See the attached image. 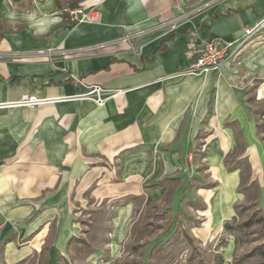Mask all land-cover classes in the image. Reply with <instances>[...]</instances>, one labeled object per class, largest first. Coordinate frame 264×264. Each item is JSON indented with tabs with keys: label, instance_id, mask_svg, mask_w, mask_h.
I'll use <instances>...</instances> for the list:
<instances>
[{
	"label": "crops",
	"instance_id": "crops-1",
	"mask_svg": "<svg viewBox=\"0 0 264 264\" xmlns=\"http://www.w3.org/2000/svg\"><path fill=\"white\" fill-rule=\"evenodd\" d=\"M80 4L97 18L70 20L64 8ZM263 14L264 0H0V264L46 242L56 264L87 191L158 196L187 176L196 140L213 183L196 188L211 197L219 180L215 214H228L241 168L223 157L235 137L238 158L264 169V108L248 101H264V40L217 70H185L194 42L221 38L232 53ZM92 85L116 92L97 104Z\"/></svg>",
	"mask_w": 264,
	"mask_h": 264
},
{
	"label": "rangeland",
	"instance_id": "rangeland-1",
	"mask_svg": "<svg viewBox=\"0 0 264 264\" xmlns=\"http://www.w3.org/2000/svg\"><path fill=\"white\" fill-rule=\"evenodd\" d=\"M248 101L258 111L264 108V101L257 102L250 96ZM256 120L264 151V120L258 116ZM235 140L234 148L223 157L227 166L241 161L238 157L242 154V141L236 137ZM200 141L187 146L191 151L187 176L176 173L158 196L150 197L142 188L136 194H123L121 190L109 194V185L98 193L87 191L73 208L74 235L84 237L87 244L72 242L64 250L65 260L60 264H198L199 259L204 264H229L234 255L264 242V221L243 229H224L226 222L245 220L257 208L261 209L260 214L264 213V169L254 174L251 164L243 162L234 189L240 193L232 196L227 192V198L232 197L227 204L229 212L219 216L214 207L220 181L212 188L211 197L196 188L199 183L212 181ZM120 181L112 182L118 186ZM21 264H42V254ZM243 264H264V257L256 255Z\"/></svg>",
	"mask_w": 264,
	"mask_h": 264
},
{
	"label": "built area",
	"instance_id": "built-area-1",
	"mask_svg": "<svg viewBox=\"0 0 264 264\" xmlns=\"http://www.w3.org/2000/svg\"><path fill=\"white\" fill-rule=\"evenodd\" d=\"M207 4V3H206ZM67 17L76 22L80 21H94L97 18V11L95 4H80L76 7L64 8ZM171 29L176 27V24L169 21ZM264 14L260 20L251 27H245L242 38L239 41V46L232 53L228 52V48L232 45V42L225 41L221 38H212L203 40L199 43L194 42L192 45L191 56L193 61L190 63L185 73H199L217 70L219 65L228 58H234L239 51L247 44H254L258 41L264 40ZM104 89L98 85H92L85 96L91 97L97 104H101L105 99L115 93ZM33 99H23L21 103H32Z\"/></svg>",
	"mask_w": 264,
	"mask_h": 264
},
{
	"label": "trees",
	"instance_id": "trees-1",
	"mask_svg": "<svg viewBox=\"0 0 264 264\" xmlns=\"http://www.w3.org/2000/svg\"><path fill=\"white\" fill-rule=\"evenodd\" d=\"M240 160H241L240 162H237V163L235 162L232 165L229 164L228 168L231 169V168L242 167L243 162L248 166V162L246 161V158H242ZM161 183H163V181L159 182V184H161ZM212 185H213L212 182H208V183H200L198 186L199 187H211ZM247 206H250V205H243V208H245ZM260 212H261V209L257 208L255 210H253L252 213L249 215V217L245 220H242V221L237 222V223L226 222L224 224V229L228 230V231H232L235 229H243V228L250 227L255 222L264 221V213L260 214ZM82 223H85V220H83ZM186 236L188 238L189 243L192 245L193 248H195L193 245L194 243H193V240L191 239V237L188 236L187 233H186ZM72 242H76V243H80V244H87L86 239L84 237L77 236V235H71L67 240L66 250H67V247ZM48 251H49V242H46L42 246V250H41L42 264H46L47 257H48ZM256 255H262L264 257V242H262L261 244H257L255 246H253L248 251H244L238 255H234L232 257V259L229 261V264H243L245 261L249 260L250 258H252ZM61 260H65V257L63 255H60V258L56 264H60ZM198 262H199L198 264H204L202 259H199ZM68 264H72V263H68Z\"/></svg>",
	"mask_w": 264,
	"mask_h": 264
}]
</instances>
